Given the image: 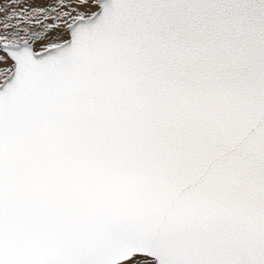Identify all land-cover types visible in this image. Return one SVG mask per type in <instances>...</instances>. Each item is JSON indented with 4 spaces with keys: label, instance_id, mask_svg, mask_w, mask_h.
Returning <instances> with one entry per match:
<instances>
[{
    "label": "snow or ice",
    "instance_id": "6c2138e0",
    "mask_svg": "<svg viewBox=\"0 0 264 264\" xmlns=\"http://www.w3.org/2000/svg\"><path fill=\"white\" fill-rule=\"evenodd\" d=\"M0 264H264V0H0Z\"/></svg>",
    "mask_w": 264,
    "mask_h": 264
}]
</instances>
